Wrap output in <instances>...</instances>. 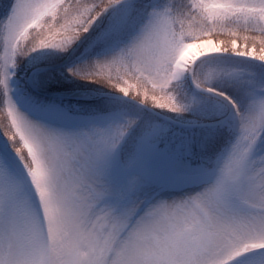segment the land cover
Segmentation results:
<instances>
[{
	"label": "snow or ice",
	"instance_id": "1",
	"mask_svg": "<svg viewBox=\"0 0 264 264\" xmlns=\"http://www.w3.org/2000/svg\"><path fill=\"white\" fill-rule=\"evenodd\" d=\"M122 3L14 0L0 23V111L8 121L0 128L23 166L21 175L11 160L0 159V264H239L250 253L264 264V157L251 159L264 133V97L250 95L241 112L236 100L209 86L229 69L194 70L212 54L264 62V0H165L128 43L69 69L143 104L151 93L150 105L173 113L195 103L187 96L181 102L174 83L192 73L196 88L232 106L239 137L214 182L186 199L146 202L140 173L119 187L109 182V159L134 121L65 132L30 120L9 95L18 57L67 51ZM138 11L137 0H129L93 43H118ZM30 29L40 31L29 40ZM225 35L227 41L216 39Z\"/></svg>",
	"mask_w": 264,
	"mask_h": 264
},
{
	"label": "rangeland",
	"instance_id": "2",
	"mask_svg": "<svg viewBox=\"0 0 264 264\" xmlns=\"http://www.w3.org/2000/svg\"><path fill=\"white\" fill-rule=\"evenodd\" d=\"M128 2L129 0L123 1L117 9L109 10V12L105 14V17L98 21L97 24L93 26V29H90V31L92 30V38L95 39L96 36L105 29L110 19L121 17L126 11ZM157 2L158 0H137L139 12L142 16L138 18L136 15L137 18L135 17L134 20L129 22L128 27L119 35L118 43L107 45L105 48L100 49L93 57L79 60L77 63H73V65H68L67 63L68 66H65L64 68L40 70L34 75H26V73L22 75L20 70L15 68L12 70L13 74L9 80V95L16 104L17 109L26 117H31L36 122L43 123L58 130L65 132H79L92 126H106L109 123H123L128 120L134 121V123L127 129L123 140L109 159L107 179L113 186L119 187L124 183L128 175L140 173L143 176L141 197L148 203L186 199L189 196L202 191L205 187L214 182L220 163L230 151L232 145L236 142L240 134V122L235 116L234 110L232 109V111H229L228 104L220 99L210 96H199L196 92L189 90L185 83L188 73H186L179 81L174 82L179 85L178 99L181 102L184 101L185 96L195 100V103L188 111L182 113L171 112L176 119L193 123L221 119L220 126H222L224 130L233 134L230 147L226 150L225 155L220 161L212 167V173H210L207 180L201 183L204 186L200 188L196 182L189 185L170 184L167 179L161 178L158 172L148 170L143 163L144 160L140 157V149H146L150 153H153L152 149L157 147V149L161 151L160 158L162 161L165 163L167 162L172 168L182 170L183 172L203 168L202 166L190 167L192 164L189 163V160L186 157L187 154L190 153L189 146L186 144V148H182V151H179V148H181L182 145L181 141L183 140L181 137L163 134V128L160 126L147 124L146 122H140L138 120L135 121L132 118L125 117L118 111L102 112L100 109H95L86 110L85 113H80L75 112V110L78 109L75 106L72 107V112H70L68 111V105L58 106L56 103L51 105L45 102L44 95L55 93L57 97L61 98L89 95L91 91H88L89 89H87V87L90 80L80 79L73 76L69 69H75L79 66L94 62L96 59H100L108 54L114 48L122 46L124 43H128L131 38L137 34L140 25L147 19L148 14L154 9H160L164 5H154V3ZM13 3L14 0L9 9L5 11L3 17L0 19V23H3L10 14ZM126 31L127 34H124ZM216 39L223 40L221 37ZM72 48L73 47H71V49ZM69 53V49L67 51L46 49L41 56V59L44 66L54 65L66 59ZM214 55L216 54L209 55L203 58L202 61L197 62L194 70H198L201 66H220L229 69L231 74L222 79L213 80L209 86L223 92L225 89L231 90V93L236 97V102L239 105L241 112L246 111L250 95H255L257 98L264 97V69L260 71V75H257L248 68L242 66L240 63L230 64L228 62L217 60L216 63L207 61V59ZM31 80L35 82L38 89H42V91L44 90L46 93L39 92L32 88ZM130 83L135 82L130 81ZM67 87L75 88L56 90ZM136 91V89H130V94H136ZM139 91L142 93L143 89L141 88ZM149 103H151V93H149ZM7 122L6 112L0 111V124ZM161 141L164 144H160ZM185 141L188 142V140ZM261 141V137L258 136L253 150ZM159 146H161V148H158ZM0 148L19 165V168L22 171L23 166L20 164L19 159L12 150V144L2 128H0ZM115 156H118L123 164V170L120 174L115 173L114 168L113 171L111 170V166L113 167L114 165L113 159ZM259 159L257 161H259ZM239 264H258V259L251 253L245 254V257L240 259Z\"/></svg>",
	"mask_w": 264,
	"mask_h": 264
},
{
	"label": "trees",
	"instance_id": "3",
	"mask_svg": "<svg viewBox=\"0 0 264 264\" xmlns=\"http://www.w3.org/2000/svg\"><path fill=\"white\" fill-rule=\"evenodd\" d=\"M11 2L12 0H0V18L2 17L4 11L11 5ZM164 3L165 0H159L155 4ZM140 16L141 13H138L137 17L139 18ZM45 19L47 20L48 18L46 17ZM38 31H40V29H30L28 39L30 40L32 36L35 35ZM124 34H127V31L124 32ZM218 37H221L224 41H227L229 39V37L226 35ZM45 38H48V34L46 32ZM59 38V36L56 37V39ZM94 40L95 39L92 38L91 35L83 40L81 44H79V46L70 56L69 61L71 65H73V63H77L79 60L91 58L100 48L106 47L94 44ZM73 45L71 47H73ZM71 47L69 48V51ZM45 50L46 49L37 50L35 52H30L27 56L18 57L16 68L20 70L22 75H24L25 73L27 75L34 69L44 66L41 56L43 55ZM216 60L228 62L230 64H236L238 62V60L236 59H223L216 57L209 59V61ZM241 63L244 67L252 70V72L256 73L257 75H260V71L264 69L262 65L256 63H246L245 61H241ZM185 83L188 89H190L187 79H185ZM74 88L75 87H67L59 88L56 90H66ZM87 89L93 92L82 97L61 98L53 96L46 97V99L50 103L64 104L65 102L70 106L77 105L81 110L100 109L102 112L118 111L121 112L125 117L132 118L135 121L138 120L140 122H146L147 124L158 125L163 128V134H168L170 136H179L184 139L181 141L183 143V147L181 148H184L186 144L189 146V152L191 153V155L187 154L186 157L188 158L189 163L192 164L190 165V167H211L212 165H214L218 157L225 152L232 138L231 133L227 132L226 130H224V128L217 125L198 127L183 126L179 123H176L175 121L180 123L187 122L176 119L171 112L155 108L151 106L150 103L144 105L147 107H151L154 111L148 110L132 101L101 95L100 93L120 94L114 91L112 88L106 87L103 84L93 83L92 81H89ZM224 91L234 100H236V97L231 93V90L225 89ZM131 95L134 96L135 94ZM261 138L262 143H260L259 147L264 150V133L261 134ZM185 140H188V142ZM179 151H182V149H180Z\"/></svg>",
	"mask_w": 264,
	"mask_h": 264
},
{
	"label": "water",
	"instance_id": "4",
	"mask_svg": "<svg viewBox=\"0 0 264 264\" xmlns=\"http://www.w3.org/2000/svg\"><path fill=\"white\" fill-rule=\"evenodd\" d=\"M123 1H127V0H123ZM92 30L89 32V33H86L84 36H82L80 38V40H78V42L74 45L73 49L71 50V52L69 53V55L67 56V58L63 61H61L60 63L56 64V65H52V66H47V67H42L40 69H38L39 71L40 70H45V69H58V68H61L63 66H65L67 64V59L69 58V56L71 55V53L74 51V49L78 46V44L87 36H89L91 34ZM216 55H223V56H226V57H233V58H239V59H244V60H250V61H254V62H258V63H262L264 64V62H260V61H257V60H254V59H251V58H244V57H235V56H232L231 54H225V53H222V54H216ZM191 75L192 73H189L188 74V79H189V82L191 84V86L198 90V91H202V92H205V93H208V94H211V95H214V96H217V97H220L218 95H216L215 93H209L207 92L206 90L202 89V88H196L195 87V84L192 82L191 80ZM54 94V93H53ZM56 94H59V93H56ZM221 98V97H220ZM230 110H232V107H230ZM219 121H215V122H212V123H202L204 125H209V124H213V123H217Z\"/></svg>",
	"mask_w": 264,
	"mask_h": 264
},
{
	"label": "bare ground",
	"instance_id": "5",
	"mask_svg": "<svg viewBox=\"0 0 264 264\" xmlns=\"http://www.w3.org/2000/svg\"><path fill=\"white\" fill-rule=\"evenodd\" d=\"M39 91H40V92H42V90H40V89H39ZM43 92H44V91H43ZM225 102H226V103H228L226 100H225ZM228 104H229V103H228ZM27 118H29L30 120H33V121H35V120H34V119H32L31 117H27ZM35 122H36V121H35ZM200 184H201V183H200ZM200 184H198V185H199L198 187H200V188H201L202 186H204L203 184H201V185H200Z\"/></svg>",
	"mask_w": 264,
	"mask_h": 264
}]
</instances>
